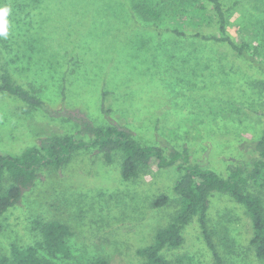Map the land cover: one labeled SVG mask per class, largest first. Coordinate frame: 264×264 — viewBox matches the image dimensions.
Wrapping results in <instances>:
<instances>
[{"label": "rangeland", "instance_id": "rangeland-1", "mask_svg": "<svg viewBox=\"0 0 264 264\" xmlns=\"http://www.w3.org/2000/svg\"><path fill=\"white\" fill-rule=\"evenodd\" d=\"M127 1L0 0L10 6L2 23L7 32L0 36V65L6 63L14 80L34 89L52 112L0 94V152L19 155L40 137L75 134L78 128L68 113L95 125H125L143 145L187 147L194 163L222 176L229 165L248 161L242 142L264 132L248 81L264 83V73L228 48L185 52L181 39L136 27ZM219 1L232 39L251 40L255 25L264 20L263 5ZM103 95L107 117L100 108ZM119 162L117 155L108 162L96 150L79 151L61 170L41 171L35 186L1 219L0 255L8 256L12 244H34L39 235L32 222L41 218L64 223L74 233L70 259L56 264H75L83 257L139 264L136 250L149 245L178 209L172 195L176 172L153 162L144 174L123 181ZM261 194L264 201V189ZM161 195H168L169 203L151 208ZM208 226L223 264H264L249 246L252 232L244 209L231 198L211 197ZM184 237V246L168 252V258L188 253L196 264L212 263L196 222Z\"/></svg>", "mask_w": 264, "mask_h": 264}, {"label": "trees", "instance_id": "trees-1", "mask_svg": "<svg viewBox=\"0 0 264 264\" xmlns=\"http://www.w3.org/2000/svg\"><path fill=\"white\" fill-rule=\"evenodd\" d=\"M257 1L264 8V0ZM9 7L8 4L0 5V27L4 33L7 30L2 23ZM125 7L136 27L181 39L182 51L191 50L193 53L197 47L228 48L233 57L264 73V20L255 25L251 40L238 43L229 34L226 11L219 0H130ZM4 10L6 14H3ZM188 30H192V34H186ZM220 54L224 59L228 55L223 50ZM248 86L258 98L261 108L258 115L264 117V83L249 80ZM0 94L30 109L52 113L50 106L34 89L14 80L6 63L0 65ZM64 100L62 90L61 107ZM100 108L107 117L109 111L104 109V95ZM66 114L78 128L75 134L40 137L35 146L19 155L0 152V232L3 215L21 202L25 193L35 186L41 171L61 170L70 163L75 153L96 150L108 162L113 156L119 157V172L123 181H131L144 174L153 162L160 170L174 169L176 172L172 195L176 198L178 209L164 227L156 230L149 245L136 250L141 259L139 264H196L195 258L188 253L167 257L168 252L184 246V231L193 222L197 223L202 239L211 252V264H223L208 226L210 199L214 194L226 195L242 206L251 225L249 246L255 257L264 262V201L261 197V190L264 189V132L251 142H242L241 147L249 150L248 161L229 165L227 174L222 176L203 167L202 163H194L187 147L177 150L168 144L164 147L143 145L125 125L113 121L95 125L80 114ZM169 201L168 195H161L151 202V208H162ZM32 228L39 239L27 247L12 244L8 256L0 255V264H56L57 260L70 259L69 240L74 233L68 225L36 218ZM75 264L109 262L105 258L83 257Z\"/></svg>", "mask_w": 264, "mask_h": 264}, {"label": "clouds", "instance_id": "clouds-1", "mask_svg": "<svg viewBox=\"0 0 264 264\" xmlns=\"http://www.w3.org/2000/svg\"><path fill=\"white\" fill-rule=\"evenodd\" d=\"M3 14H6V10H4ZM0 34H4V29L2 27H0Z\"/></svg>", "mask_w": 264, "mask_h": 264}]
</instances>
